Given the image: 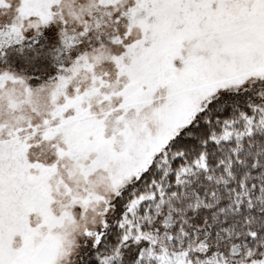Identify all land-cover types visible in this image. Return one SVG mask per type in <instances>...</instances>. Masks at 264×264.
<instances>
[{
    "label": "snow or ice",
    "instance_id": "1",
    "mask_svg": "<svg viewBox=\"0 0 264 264\" xmlns=\"http://www.w3.org/2000/svg\"><path fill=\"white\" fill-rule=\"evenodd\" d=\"M0 264H264V0H0Z\"/></svg>",
    "mask_w": 264,
    "mask_h": 264
}]
</instances>
